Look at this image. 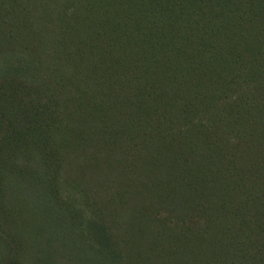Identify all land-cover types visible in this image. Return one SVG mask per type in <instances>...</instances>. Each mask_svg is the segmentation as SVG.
Instances as JSON below:
<instances>
[{
    "label": "trees",
    "instance_id": "1",
    "mask_svg": "<svg viewBox=\"0 0 264 264\" xmlns=\"http://www.w3.org/2000/svg\"><path fill=\"white\" fill-rule=\"evenodd\" d=\"M0 264H264V0H0Z\"/></svg>",
    "mask_w": 264,
    "mask_h": 264
},
{
    "label": "rangeland",
    "instance_id": "2",
    "mask_svg": "<svg viewBox=\"0 0 264 264\" xmlns=\"http://www.w3.org/2000/svg\"><path fill=\"white\" fill-rule=\"evenodd\" d=\"M2 73H3V72H2V69H1V65H0V76L2 75Z\"/></svg>",
    "mask_w": 264,
    "mask_h": 264
}]
</instances>
